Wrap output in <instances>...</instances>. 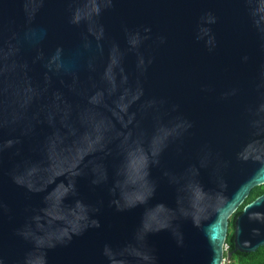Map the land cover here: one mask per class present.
I'll list each match as a JSON object with an SVG mask.
<instances>
[{"label":"water","instance_id":"95a60500","mask_svg":"<svg viewBox=\"0 0 264 264\" xmlns=\"http://www.w3.org/2000/svg\"><path fill=\"white\" fill-rule=\"evenodd\" d=\"M262 185L264 0H0V264H221Z\"/></svg>","mask_w":264,"mask_h":264},{"label":"trees","instance_id":"16d2710c","mask_svg":"<svg viewBox=\"0 0 264 264\" xmlns=\"http://www.w3.org/2000/svg\"><path fill=\"white\" fill-rule=\"evenodd\" d=\"M264 193V186H258L253 188L249 196L247 197L245 203H248L258 197L259 195ZM242 206L237 209V211L232 215L231 219L229 220V228H228V235L226 238L225 243L228 245V251L233 250V228H234V220L236 216L241 212ZM227 264H264V245L259 247L255 252L252 253H240L235 252L231 256L229 263Z\"/></svg>","mask_w":264,"mask_h":264},{"label":"built area","instance_id":"2783aa9c","mask_svg":"<svg viewBox=\"0 0 264 264\" xmlns=\"http://www.w3.org/2000/svg\"><path fill=\"white\" fill-rule=\"evenodd\" d=\"M223 248H224V251H228V245L226 243L223 245ZM229 260L230 259L223 257L221 264H227L229 263Z\"/></svg>","mask_w":264,"mask_h":264},{"label":"flooded vegetation","instance_id":"af4514ba","mask_svg":"<svg viewBox=\"0 0 264 264\" xmlns=\"http://www.w3.org/2000/svg\"><path fill=\"white\" fill-rule=\"evenodd\" d=\"M262 186H264V185H262ZM233 255V254H232Z\"/></svg>","mask_w":264,"mask_h":264}]
</instances>
